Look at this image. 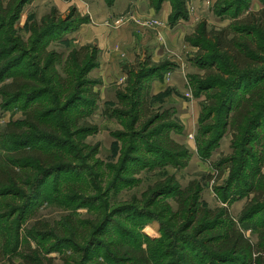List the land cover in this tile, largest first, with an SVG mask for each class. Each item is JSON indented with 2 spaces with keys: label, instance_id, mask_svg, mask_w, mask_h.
Masks as SVG:
<instances>
[{
  "label": "rangeland",
  "instance_id": "374dc122",
  "mask_svg": "<svg viewBox=\"0 0 264 264\" xmlns=\"http://www.w3.org/2000/svg\"><path fill=\"white\" fill-rule=\"evenodd\" d=\"M125 1L115 22L118 0L112 6L106 0H0V67L21 61L0 76V154L5 126L34 108L52 113L42 121L64 129L61 146L47 150L66 157L28 207L26 198L0 200L10 205L0 210V264H132L130 251L140 247H151L153 264H180L185 245V253L199 247L192 253L211 263L206 237L224 233L230 219L257 242L263 214L240 221L255 194L242 184L243 193H236L232 178L249 152L244 173L264 174V112L242 146L228 126L209 154L198 147L224 131L219 104L233 67L209 36L229 29L223 41L234 37L236 8H222L234 0H187V16L175 24L176 0H165L160 9L151 0ZM165 3L167 21L148 15L150 7L164 12ZM262 9L263 0H248L239 18H260ZM164 28L173 37L164 36ZM130 41L136 43L134 59L120 45ZM111 52L120 57L108 58ZM75 53L82 59L88 53L86 63L72 59ZM210 57L219 61H201ZM255 68L264 69V46ZM18 72L22 81L33 72L42 82L29 80L36 88L31 99L24 94L5 101L2 87ZM211 77L222 85L200 90ZM165 81L167 87L155 93L153 85ZM255 85L245 83L238 99ZM207 130L213 132L204 136ZM172 140L183 150L172 151Z\"/></svg>",
  "mask_w": 264,
  "mask_h": 264
},
{
  "label": "trees",
  "instance_id": "16d2710c",
  "mask_svg": "<svg viewBox=\"0 0 264 264\" xmlns=\"http://www.w3.org/2000/svg\"><path fill=\"white\" fill-rule=\"evenodd\" d=\"M152 5L160 9L165 0H151ZM109 5H113L115 0H106ZM186 2L187 0H176L173 2V12L171 13V23L175 22L181 17H186ZM248 0H234L229 1L226 6H222L223 10H231L236 8L237 21L234 25H231L235 29V35L229 41H223L226 37V31L221 33H211L210 41L214 43L215 48L223 53V58L233 69L228 72L232 76L230 83L227 84V91L225 96L221 98L219 104V110L223 111V133L217 138H210L205 143L199 141L198 147L199 152L203 155L210 153V150L218 143L220 137L224 136V133L228 126L232 127L236 132V138L240 134L241 139L238 142L239 146H242L243 141L246 139L248 133L253 131V127L256 125V120L261 118L264 112V84L258 85L261 79H264V69H253L254 64L258 62L259 56L263 51L264 44V22L262 21V16H264V9H262L258 15H262L260 18L253 19L251 21H245L239 18L241 15V10L244 6H247ZM264 2V0H263ZM223 5H225L223 3ZM257 14V13H256ZM230 27V29H231ZM225 33V34H223ZM257 35L258 38L253 37ZM250 36H252L250 38ZM237 48L238 53L243 55L239 58L237 54L232 53L228 48ZM86 50V49H85ZM77 59V62L84 64L87 61L88 53L82 59L81 57L76 58V53L72 55V59ZM202 58L201 61L205 64H211L213 62L216 64L219 59H213L210 57ZM262 58H260L261 60ZM88 61L87 63H89ZM16 64H21V61L14 59L10 64H6L2 68L0 67V76L4 75L12 66ZM88 65V68L95 66V60ZM221 68V67H219ZM220 70V69H219ZM21 74L18 72L11 83H7L2 87V93L5 101L12 102L18 98H22L24 94H28L30 99L34 96L36 88L30 79L40 83L42 79L30 72L27 75L26 81H22ZM60 77L59 73H57ZM144 77V76H143ZM146 78V76H145ZM142 82V81H140ZM250 82V84H256L255 89H253L249 96L238 99V94L244 84ZM201 89L212 88L216 89L222 84L219 79L215 77L204 79L200 82ZM26 96V95H25ZM36 96V95H35ZM218 104V103H216ZM37 109V108H36ZM54 112V111H53ZM45 110L37 111L32 109L26 113V118L22 121H10L4 128L1 135L4 154H0V200L10 199L8 196L12 195V198H26L27 207L33 200L38 198L41 193L43 179L48 176H52L62 168L66 157L60 153H55L47 150L52 148L53 144L60 147L61 138L59 135L62 134L64 129L61 125L53 127L50 122L42 121L44 117L49 118ZM259 114V115H258ZM254 124V125H253ZM41 129L37 133L26 132L28 129ZM27 128V129H26ZM26 129V131H25ZM243 131V133H241ZM206 135H210L213 131H204ZM243 134V135H242ZM50 140L46 145H39L42 140ZM38 141V145L34 143ZM56 142V143H55ZM237 143V141H235ZM34 144V145H33ZM172 151H182L183 146L178 144L176 141H170L168 145ZM174 149V150H173ZM47 150V151H46ZM251 152L248 153L247 160L242 162L239 166L238 173L233 175L232 183L236 184V193H243L240 189L239 184L246 186L247 192H254L255 196L252 199V204L249 206L244 214L241 216L240 221L252 219L257 214L262 215V224L258 232L255 231L257 235V242L252 241L246 233L238 227L237 222L230 219L227 223V227L224 233L219 234L215 238L213 236L206 237L207 245L211 247L213 251L209 253L213 262L217 264H264V174L260 170L250 171L249 173H244L245 168L248 166V161H250ZM63 170V169H62ZM30 188V195H27ZM0 201V210L7 208L9 203H2ZM5 205V207H4ZM182 210V209H181ZM180 210V211H181ZM184 210V209H183ZM202 212L209 213V209H201ZM152 227L148 226L146 231L152 232ZM254 232V229H253ZM188 244V243H187ZM186 246V245H185ZM185 246L180 248L182 256H178L180 264H213L207 263L206 259L203 257H197L198 255L193 254L192 250H197L199 247H191L189 253H185ZM151 247L147 250L140 247V249H135L130 251L132 264H153L151 259ZM191 253V254H190ZM198 258V259H197ZM214 258V259H213Z\"/></svg>",
  "mask_w": 264,
  "mask_h": 264
},
{
  "label": "crops",
  "instance_id": "0c3cea01",
  "mask_svg": "<svg viewBox=\"0 0 264 264\" xmlns=\"http://www.w3.org/2000/svg\"><path fill=\"white\" fill-rule=\"evenodd\" d=\"M119 1V3L118 2H116L115 3V6H113L112 8H117V9H115V11L113 12V17H114V21L115 22H119V18H118V16L121 14L120 13V11H121V8L120 7H122V5L121 4H123L124 6L127 4L126 2L127 1H125V0H118ZM166 3H165V9H164V12H161V13H156V10H154V8H152V7H150V10L148 11V15L149 16H153V15H158V16H161L162 17V19L163 20H165V21H167V19H168V16H169V14H170V9H166ZM120 8V9H119ZM164 31H163V35L164 36H171V37H173V32L172 31H170V29H169V31H168V29H166V28H164L163 29ZM121 31H123V30H117V32L116 33H121ZM151 32V31H150ZM121 36V35H120ZM111 38V37H110ZM148 38H149V36H148ZM119 41L120 40H118L117 42H114L113 44L115 45L116 43H119ZM168 41V40H167ZM120 45H122V49H127V48H130V49H128L127 51L126 50H124L127 54H128V58H130V59H134V57H135V55H136V53H135V51H136V43L135 42H133L132 43V41H130V42H128V43H120ZM173 45V44H172ZM108 58H112L113 57V60H117L116 59V57H120L117 53H113V52H111V53H108ZM112 56V57H111ZM182 72V70H181V68L180 67H178L173 73H172V78H174V81H175V83H177V79L180 77V73ZM167 83H166V81L165 82H156L153 86H154V92L155 93H157V92H159V91H162V90H164L166 87H167Z\"/></svg>",
  "mask_w": 264,
  "mask_h": 264
}]
</instances>
